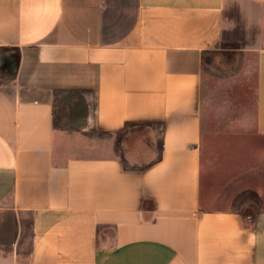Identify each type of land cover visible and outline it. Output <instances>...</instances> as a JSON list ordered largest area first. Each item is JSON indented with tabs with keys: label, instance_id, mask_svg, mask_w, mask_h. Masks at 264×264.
Listing matches in <instances>:
<instances>
[{
	"label": "crops",
	"instance_id": "0c3cea01",
	"mask_svg": "<svg viewBox=\"0 0 264 264\" xmlns=\"http://www.w3.org/2000/svg\"><path fill=\"white\" fill-rule=\"evenodd\" d=\"M226 3L0 0V264H264V206L247 217L202 192L203 64L224 48ZM254 51L247 121L264 138ZM74 93L89 129L159 124V157L60 159L54 99Z\"/></svg>",
	"mask_w": 264,
	"mask_h": 264
},
{
	"label": "rangeland",
	"instance_id": "374dc122",
	"mask_svg": "<svg viewBox=\"0 0 264 264\" xmlns=\"http://www.w3.org/2000/svg\"><path fill=\"white\" fill-rule=\"evenodd\" d=\"M226 2L224 48L208 53L203 64V90L210 99L203 106L202 192L209 205L230 204L252 217L264 206V138L256 135L253 121H247L254 116L256 70L251 64L254 50L264 45V3ZM82 99L78 93L54 99L60 159L118 155L127 158L128 165L139 166L159 157V124L139 122L114 134L89 129L85 118L92 108ZM5 227L14 229L8 223ZM17 239L28 243L29 230Z\"/></svg>",
	"mask_w": 264,
	"mask_h": 264
}]
</instances>
